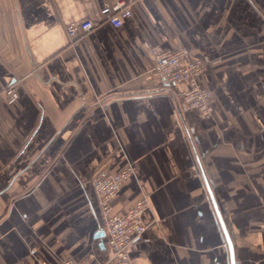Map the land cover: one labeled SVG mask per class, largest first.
<instances>
[{"label":"crops","instance_id":"crops-1","mask_svg":"<svg viewBox=\"0 0 264 264\" xmlns=\"http://www.w3.org/2000/svg\"><path fill=\"white\" fill-rule=\"evenodd\" d=\"M109 1L0 0V264H110L91 178L126 164L136 264H231L206 184L234 264H264V0H134L70 40ZM153 46L207 60L208 114L154 78Z\"/></svg>","mask_w":264,"mask_h":264},{"label":"built area","instance_id":"built-area-1","mask_svg":"<svg viewBox=\"0 0 264 264\" xmlns=\"http://www.w3.org/2000/svg\"><path fill=\"white\" fill-rule=\"evenodd\" d=\"M134 0H112L103 3L98 9L96 20H82L69 22L65 32L70 40L75 41L90 29L106 22L114 27L122 24L124 18L131 16L130 5ZM152 56V74L157 80L165 84L185 82L186 88L179 93V100L184 109H194L206 115L210 111L208 103L209 90L198 82V77L205 69L207 60L189 59L187 49H163L158 46L150 48ZM8 101L12 102L16 93L8 90ZM133 166L126 164L116 173L100 170L92 178V185L96 192L101 211L102 231L106 236L109 250L110 264H136L135 258L129 253L128 247L145 230L140 220V212L147 206L143 196L130 204L125 212L116 213L112 210L120 184L132 173ZM264 210V205H263ZM35 264H47L44 260H37ZM56 264H74L70 258L60 260Z\"/></svg>","mask_w":264,"mask_h":264},{"label":"water","instance_id":"water-1","mask_svg":"<svg viewBox=\"0 0 264 264\" xmlns=\"http://www.w3.org/2000/svg\"><path fill=\"white\" fill-rule=\"evenodd\" d=\"M202 175H203V173H202ZM203 179H204V182H205V184H206L207 182H206V180H205L204 177H203ZM206 186H207L208 194H209V196H210L209 198H210L211 201H212V204H213L214 209H215L216 214H217V218H218V220H219V223H220V225H221V228H222V231H223V234H224V238H225V240H226V242H227V245H228L229 254H230V263H231V264H234V258H233V252H232V245H231V242H230L229 236H228V234H227L226 228H225V226H224V222H223V220H222V218H221V216H220V213H219L218 210H217L216 204H215V202H214V199H213V197H212V194H211V191H210V189H209L208 184H206ZM100 233L103 234L104 232L101 230Z\"/></svg>","mask_w":264,"mask_h":264},{"label":"rangeland","instance_id":"rangeland-1","mask_svg":"<svg viewBox=\"0 0 264 264\" xmlns=\"http://www.w3.org/2000/svg\"><path fill=\"white\" fill-rule=\"evenodd\" d=\"M210 62H212V61H210Z\"/></svg>","mask_w":264,"mask_h":264}]
</instances>
